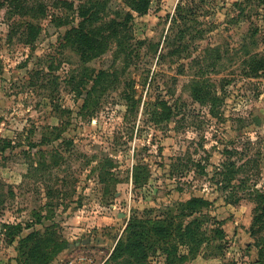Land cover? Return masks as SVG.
<instances>
[{"label":"rangeland","instance_id":"rangeland-1","mask_svg":"<svg viewBox=\"0 0 264 264\" xmlns=\"http://www.w3.org/2000/svg\"><path fill=\"white\" fill-rule=\"evenodd\" d=\"M247 1L151 0L140 14L126 0H31L47 9L35 18L11 17L0 0V264H37L28 253L35 241L22 243L33 235L49 255L41 263L85 253L117 264L132 216L153 209L157 218L193 197L212 203L204 213L225 235L194 257L181 248L179 264H264V226L252 231L264 206V71L248 77L245 64L246 51L264 57V5ZM96 3L99 20L88 29L104 31L97 40L103 47L107 38L106 47L86 63L87 39L77 51L65 36ZM53 15L68 22L57 28ZM19 23L43 26L33 47ZM101 70L112 76L99 86ZM198 80L220 98L218 115L193 100ZM161 101L173 117L156 124L150 113ZM229 163L236 173L223 190ZM151 255L146 264L166 263L161 250ZM127 259L139 264L127 255L118 263Z\"/></svg>","mask_w":264,"mask_h":264},{"label":"trees","instance_id":"trees-1","mask_svg":"<svg viewBox=\"0 0 264 264\" xmlns=\"http://www.w3.org/2000/svg\"><path fill=\"white\" fill-rule=\"evenodd\" d=\"M128 6L131 10H134L137 13L143 14L147 12L151 0H126ZM249 1V0H248ZM247 1V2H248ZM31 0H4L8 7V14L11 17L16 16H27L28 14H33L32 16L37 18V13L42 16L47 15V9L41 3H38L37 6L30 3ZM260 4L264 5V0H260ZM64 7L68 10H73L74 6L68 1H63ZM101 3L93 4L89 7L83 6L80 10V15L82 16V22L80 23L79 28L74 29L72 32H68L65 36V41L74 45L77 48V51L80 47V43L84 42L87 39L88 50L86 54H80L84 62L88 63L90 60L100 58L104 53V48L106 47L107 38H104L105 45L102 47L100 41L97 38L102 37L104 31H100L99 34H95L94 30L88 29L92 26L93 22L99 20V7ZM240 7V4H236ZM235 6V7H236ZM242 6V3H241ZM0 7H3L0 4ZM242 11V10H241ZM127 20L131 18L130 13H125ZM68 22L67 18H63L58 15H53L51 24L55 27H62ZM125 22L126 19H125ZM115 22H110L109 26H113ZM122 25H118V27ZM18 32L21 34L23 27L26 28V41L25 44L33 47L37 41L40 39L43 33V26L26 23L17 24ZM113 30V29H112ZM255 34V33H254ZM115 39L117 41L118 50H124V45L119 41L117 31L114 29L111 31L110 39ZM67 39V40H66ZM245 56L248 57L246 61V76L256 77L259 72L264 71V57L259 58L257 55H250L246 51ZM88 70L86 69L85 72ZM86 77V80L90 79V74H83L81 77ZM112 75L105 70H101L100 74L97 77V83L99 86L104 84L109 77ZM74 77H71L70 84ZM86 80H81L80 86L84 87L87 85ZM78 91V85L76 87ZM191 96L193 100L200 104L201 106L207 107L210 110V114L213 116L218 115L216 108L220 107L221 100L210 92L209 86L205 81H195L192 83L191 87ZM125 100L128 102H133V99L130 96L125 97ZM133 108H136V101L133 104ZM164 112H167L165 119H161ZM150 116L154 118L156 124L168 122L173 117V111L170 106L164 101L157 102L154 109L151 111ZM229 167L235 168V164L229 163L224 165L225 172H221V175L224 177L222 183L224 182L223 190H226L233 181V176L236 173L229 171ZM144 175V170L140 166L135 168L134 172V185H140V176ZM261 199V196H259ZM259 203H263L264 200H259ZM212 207V203L201 197H193L186 202H177L174 206H166L161 215L157 218H153L150 214L153 212V209L148 210L144 209L142 216L134 215L131 217L128 225L127 235L130 237V244L125 245L120 240L117 246V251H122L120 254H116L113 257V260L117 263L124 255H127L131 259H135L139 264H146L150 256L156 255L158 250L162 251V254L166 256L165 264H179L186 260L185 255H180V249L186 248L188 250V255L192 257L197 255L198 250L204 244L213 245L217 241H222L224 239V231L222 225L214 219H211L209 216L205 215V211H208ZM260 212L256 215L252 225V231H255L259 226H264V206L258 209ZM214 223L217 226L215 229H208L204 224ZM35 241L33 244L35 247L31 248L28 253L29 256L34 259V262L37 264H44L45 260L49 258L48 254H45L41 242L37 235L26 237L23 242ZM47 242V241H46ZM45 242V243H46ZM52 244V240L48 239V245ZM28 245H26L27 247ZM218 249L222 247L221 244H218ZM61 245L58 249H54L52 254L59 253ZM264 251V250H263ZM261 251V252H263ZM263 255V253H262ZM51 258V256H50ZM44 263H41L43 262ZM122 264H134L129 259L124 260Z\"/></svg>","mask_w":264,"mask_h":264},{"label":"built area","instance_id":"built-area-1","mask_svg":"<svg viewBox=\"0 0 264 264\" xmlns=\"http://www.w3.org/2000/svg\"><path fill=\"white\" fill-rule=\"evenodd\" d=\"M65 264H105V262L98 261L91 255L79 253L69 258Z\"/></svg>","mask_w":264,"mask_h":264}]
</instances>
